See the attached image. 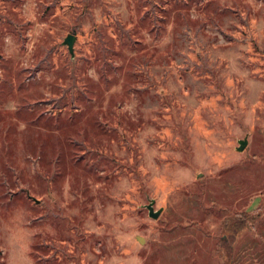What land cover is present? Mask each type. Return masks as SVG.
Here are the masks:
<instances>
[{
	"label": "rangeland",
	"instance_id": "1",
	"mask_svg": "<svg viewBox=\"0 0 264 264\" xmlns=\"http://www.w3.org/2000/svg\"><path fill=\"white\" fill-rule=\"evenodd\" d=\"M0 264H264V0H0Z\"/></svg>",
	"mask_w": 264,
	"mask_h": 264
},
{
	"label": "water",
	"instance_id": "2",
	"mask_svg": "<svg viewBox=\"0 0 264 264\" xmlns=\"http://www.w3.org/2000/svg\"><path fill=\"white\" fill-rule=\"evenodd\" d=\"M65 42L68 44L69 48H71L72 46V42H73V35H68L66 38H65ZM150 215L152 217H156L157 216V212H151Z\"/></svg>",
	"mask_w": 264,
	"mask_h": 264
}]
</instances>
